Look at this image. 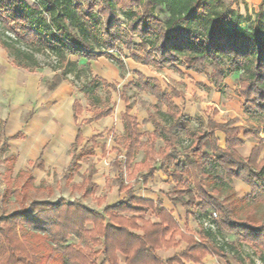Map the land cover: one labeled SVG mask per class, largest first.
Wrapping results in <instances>:
<instances>
[{
    "label": "trees",
    "instance_id": "trees-1",
    "mask_svg": "<svg viewBox=\"0 0 264 264\" xmlns=\"http://www.w3.org/2000/svg\"><path fill=\"white\" fill-rule=\"evenodd\" d=\"M235 2L0 0V47L18 68L35 71L49 67L54 71L50 79H41L48 90H54L67 81L72 73L77 79L83 75L85 79L79 91L94 110L93 118L83 121V124L111 114V106L98 95L97 89L99 86L116 89V86L94 76L90 69L78 68L68 57L76 55L87 61L103 57L124 75L127 70L123 60L111 55L112 52L120 54L123 50L128 51L134 62L157 70L182 65L187 70L204 74L210 65L212 69L207 76L215 86H220L227 76L240 74L238 96L249 105L250 112L264 117V10L261 3L259 11L251 19L248 14H240L238 8L232 9ZM120 15L125 16L126 29L120 26ZM38 55L52 58L53 64H43ZM134 85L157 99L150 115L155 130L152 134L142 133L137 119L129 114L130 108L126 107L122 113L125 131L119 140L124 145L125 160L124 163L116 162L118 169L121 170L124 164V169L130 171L129 179L146 170L147 174L142 177L145 182L153 176V165L158 163L159 170L170 175L176 183L174 202L191 208L198 198L197 214L207 216L208 211L215 212L218 216L212 220L215 227L239 237L238 245L205 238L196 242L190 238L189 248L180 257L199 263L208 253L221 258L230 255L239 264H245L242 252L243 246H247L260 264H264V218L260 221L252 219L254 208L264 205V157L259 160L264 146L258 136L259 129L244 132L245 137L260 141L250 156L244 158L236 151L244 144L239 140L241 127L216 124L210 118L206 125H199V129L192 131L190 117L182 113L174 102L181 96L176 89L167 93L157 79H146L141 74H137ZM126 89L122 88L119 98L128 104ZM73 112L75 119L82 113L77 101L73 104ZM216 131L224 135L225 149L218 146ZM143 137L147 139L145 160L132 167L133 155ZM157 138L163 141L164 147L156 152ZM81 141L78 131L74 147ZM14 161L12 157L9 184L5 183L7 197L19 194L13 189L16 184L11 172ZM200 166L203 178L219 183L217 168H220L228 178L248 185L251 193L242 201L234 199L235 205L219 200L201 186L197 176ZM73 169L78 171L80 166L76 163ZM94 172L92 167L89 168L85 183H90ZM186 176L189 178L185 180ZM191 179L197 196L191 190ZM116 183L121 192L128 189L123 187L122 177ZM27 184L32 187L34 180L29 177ZM93 193L92 190L85 191V195ZM133 205L151 209L161 222L152 224L140 217L120 215L142 212L134 209ZM243 207L250 209V216H239ZM139 221L141 226L137 224ZM87 224H92L93 228L88 230ZM17 226L23 229L20 236L24 240L23 246L15 245L17 236L13 229ZM172 228L174 233L180 234L164 209L156 207L155 203L138 200L130 193L126 200L107 206L102 212L65 202L32 201L11 215L0 216V241L5 243L0 247V264H97L99 254L103 255L99 264H120L118 254L126 257L125 264H164L156 252L169 247L172 237L168 242L165 239ZM139 231L142 234L138 235ZM70 238L77 243H68ZM97 246H102V250L94 251ZM174 260L177 259L167 263ZM251 264L256 263L251 261Z\"/></svg>",
    "mask_w": 264,
    "mask_h": 264
},
{
    "label": "crops",
    "instance_id": "crops-1",
    "mask_svg": "<svg viewBox=\"0 0 264 264\" xmlns=\"http://www.w3.org/2000/svg\"><path fill=\"white\" fill-rule=\"evenodd\" d=\"M260 1L261 0H253V4L260 3ZM5 52L6 51L0 47V135L7 139V141L19 142L20 144L17 145V147L20 148L21 157L24 160L26 159L30 169L24 170L23 168L22 170L18 171V175L28 173L29 177L34 180L35 184V179L32 176L33 171L35 169H44L45 162L43 158L47 143V135H53V143L55 144V148L59 149V157H63V154L67 149L66 144H68V146L72 148L73 153L79 152L80 156L78 157V159L80 162L78 161L76 163L80 166V169L78 171H75L76 173H79L82 169L81 161H84L86 159H96L95 161H91L90 164L87 165L86 169L84 170L85 175L81 181V184H83V186L89 185V188H85L83 195H85L86 190H92L94 192L92 195L85 196L90 197L91 199L93 198L97 208L87 209L102 212L105 207L114 206L118 202L126 200L128 198V194L130 193L132 197L138 200L142 199L148 202L155 203L156 207L164 209L169 214V216H171L173 222L176 225V229L180 232V234L174 233L175 231L173 228L169 230L170 232L165 239V241L168 242L172 237L169 247H163L156 252L157 257L162 260L164 264H168L167 262L173 259L177 260H174L170 264H239L230 255L228 257L221 258L210 253L206 254L202 258V261H200L199 263H194L192 260L182 259L180 255L184 254V252L189 248L190 238L194 239L196 242H198L200 238H205L206 240L215 241L218 243L229 242L238 245L237 243L239 237L234 233L219 230L215 227V224L213 223V219L211 217V214L215 212L208 211L206 214L207 216L201 215L199 213L197 214L195 212V208L200 203L198 198L196 200L197 202L195 203V205L191 208H188L181 203L174 202L173 199H175L174 191L176 183H174L170 175H166L164 172L159 170L158 163L153 165V176L148 178L145 182L143 181L142 177L147 174L146 170L138 172V174L133 179H129L128 176L130 174V171H126L124 169V164L122 165L123 167L121 170L118 169L116 162L124 163L125 150L124 145L121 143V141H119L122 137L118 138L117 141H113L112 146H110L111 141H109V137L113 135L112 116H114L112 107V111L109 116L97 121H92L88 124H83V121L91 120L93 118L94 110L88 105V103L86 110L75 97L72 98L71 101H68V94L64 92V90L67 88L63 86L64 82L66 81H63L54 90H48L41 82V79H50L55 73L49 78L35 77L33 76L32 71H27L24 69L20 70L21 68H18L11 62H9L7 54H5ZM102 58L103 57L99 58L98 60ZM82 60L86 61L83 58ZM137 74L143 75L146 79H157L156 77L151 76L146 77L141 72H135L136 79ZM105 81L108 82L107 80ZM39 85L42 91L44 92V100L39 103L38 107L35 106L34 108H32L30 101H36L37 95L35 94V91L36 87H39ZM109 85L117 86L115 83H109ZM128 87V85L122 87L127 88L125 91V95L128 90ZM165 89L167 90V88ZM169 89L170 91H167V93H170L172 90V88ZM150 96L155 99L153 95ZM48 99L51 101L50 104L46 103V100ZM119 100L122 101V106L119 107L120 109L117 115H119V120L123 124V129L124 122L122 118V113L125 111L126 107L130 108L129 114L137 119L138 129H140V124L137 116H135V114H132V108L130 105L129 98L128 104H126L120 98ZM75 101H77L82 107V113L78 116L77 119L74 118L73 112V104ZM156 104L157 99H155V103L151 105L147 113L148 116L146 120L147 123L151 124V129H147V131H142L140 129L142 133L146 132L152 134V132L155 130L152 122H150V115L152 112V106ZM176 106L178 107L177 104ZM180 109L181 108H179V110ZM162 111H165V108H163ZM78 131L81 133L82 141L78 146L74 147V142L76 140ZM217 133H215L214 135L218 141V146L221 149H225V137L222 133ZM146 141L147 139L145 137L140 139V144L137 146V149L133 155V161L131 163L132 167L135 164L141 163L145 160L144 144ZM158 142L161 144L159 145ZM155 143L156 152L160 148L164 147L163 141L159 138L155 140ZM263 156L264 155L262 154V157ZM12 157L15 158L13 166L14 169L15 163L17 161V156L12 154ZM35 157L36 159L33 160ZM72 157L74 158V154ZM110 157L112 159L113 164L115 163V171H109L110 169L105 168V166L98 161V159H109ZM91 167L94 169L95 173L92 174L91 181L87 184L84 182V179L88 177L87 175L89 174V168ZM168 169L171 170V168ZM218 169L219 168H217L219 183H216V181H214L213 179L210 180L208 178H203L201 176V166L197 170V176L199 178L201 186H203V188L209 194L214 195L219 200H225L231 204H234V199L242 201L244 197L248 196L251 193V189L248 185H246L242 181L240 182L235 179L227 178V176L225 175L230 187H232L233 183H236L238 185L237 187L242 190L243 195H241V197L237 196L234 192L235 190L228 187V185L226 184L227 180L225 181L221 178ZM105 171H107L106 173L110 174V177L112 175V177L114 178V180L116 179V181L118 178L122 177L123 187L127 186L128 189L121 192L120 188H118V185L115 181V186H112L111 189H109V192L106 196H97L96 191L98 187L102 190L106 185L105 182L102 184L96 182L94 176H99L100 174L102 175L105 173ZM74 178V175L71 174L67 178V181L69 183H72ZM188 178V176L184 177L185 180ZM190 182L191 190L193 194L197 196V193L193 186V180L191 179ZM228 190V195H223V193L225 191L227 192ZM99 200H101L102 202L99 203ZM132 207L136 210H141L142 212L139 214L124 212V214L120 215L122 217H140L145 221H150L152 224H159L161 222L160 218L153 214L151 209H148L141 205H133ZM249 210V208L243 207L239 212V216L241 218L250 216ZM243 212L246 213V216H243ZM137 224L138 226H141L140 221ZM86 228L88 230L92 229L93 225L87 224ZM164 228L166 229L167 226L165 225ZM137 234H142V232L139 231L137 232ZM118 258L120 264H125L126 257L122 256L121 254H118ZM245 264H247L246 260Z\"/></svg>",
    "mask_w": 264,
    "mask_h": 264
},
{
    "label": "rangeland",
    "instance_id": "rangeland-1",
    "mask_svg": "<svg viewBox=\"0 0 264 264\" xmlns=\"http://www.w3.org/2000/svg\"><path fill=\"white\" fill-rule=\"evenodd\" d=\"M253 3V0H236V2L232 5V9L238 8L240 14H248L252 19L255 13L259 11V5L261 3L264 10V0H261L260 3ZM120 19V26L123 29H126V25L124 23L125 16L120 15ZM134 41H136L135 38ZM5 54L7 53L5 52ZM128 54V51L124 50L121 51L120 54L118 52L111 53L112 56L123 60L127 70L124 76H122V74L120 75V70H118L110 60L102 58L93 62L87 60L84 61L76 55H70L68 57L69 60L77 64L78 68L85 70L90 69L93 75L105 79L109 83H115L117 85L116 89H106L102 86H99L97 89L98 95L113 108V135L109 137V141H111L110 146H112L113 141H117V139L122 137L124 133L123 124L119 120V115H117L120 109L119 107L122 106V101L119 100L118 95L123 86H129L126 95L130 100L132 114H135L138 118L140 129L142 131L151 129V124L147 123L146 118L148 116L147 113L149 108L153 103H155V99L148 93L140 91L137 86L134 85L136 80L135 72H141L146 77H156L160 81L159 83H161L163 89L167 88V91H170L169 88H172L181 93V96L175 99V102L178 107L181 108L182 112L190 117V127L192 131L199 129V125H205L208 119L211 118L216 124L228 123L231 127L242 128L239 140H242L244 144L239 147L240 149L236 148V151L238 149L237 153L242 157H249L252 149L260 143L257 138L245 137V131L256 130L258 128V136L262 140L264 146V117H259V115L250 112L248 110L249 105L244 102L242 97L238 96L240 88V82L238 80L241 77L240 74L227 76L224 78L220 86H215L207 76L212 69L210 68V65L207 66L206 73L204 74L187 70L182 65H176L174 68L166 67L163 70H156L152 66L145 67L134 63L129 58ZM7 58L8 61L14 65L12 58L8 54ZM37 58L45 65L53 64L52 58L49 59L43 55H38ZM32 72L33 76L40 78H49L55 73L49 67H43ZM84 79L83 75L77 79L75 74L72 73L68 75V79L64 82L63 86L67 88L64 92L68 94V101H71L72 98L75 97L87 110V102L83 98V94L79 91V87ZM35 94L37 95L36 101H30L32 108L35 106L38 107L39 103L44 100V92L42 91L40 85L39 87H36ZM46 103L50 104L51 101L48 99L46 100ZM217 132L220 131H216L215 133ZM182 138L183 140H186V137ZM160 144L161 143H159V145ZM17 145H20L19 142L7 141V139L0 135V216L11 215L18 209L27 207L32 201L51 203L65 202L67 204H73L86 208H97L93 198L91 199L90 197L83 195L85 188H89V185L83 186V184H81L82 178L85 175L84 170L91 161H95L96 159H86L81 161L82 169L79 173H76L73 169V164L79 161V152L73 153L72 148L66 144L67 149L64 152L63 157H59V149L55 148L53 135L49 134L47 135V143L43 158L45 167L43 170L35 169L33 171L32 176L35 179V184L31 187L27 184V180L29 178L28 173L22 174L19 177L17 176L19 170H22L23 168L24 170L30 169L26 159H22L21 150L17 147ZM12 154L17 156L15 167L11 171L12 178H16L14 179L16 184L14 182L15 185L13 189L19 192L17 197L15 195L7 197V189H5V183L9 184L8 175L10 172ZM73 154L74 158L72 157ZM262 154L264 155V148L260 152L261 158L259 157V160L264 157H262ZM35 159L36 157L33 160ZM98 161L102 163L105 168L110 169L109 171H115V163L113 164L111 157L109 159H98ZM218 170L221 178L226 181L228 177L226 178L224 171L220 168ZM106 172L107 171H105L102 175L100 174L99 176H94L96 182L101 184L105 182L106 185L102 190L98 187L96 191L97 196H106L109 189H111L112 186H115L116 179L114 180L112 175L110 177V174ZM71 174H73L75 178L72 183H69L67 178ZM87 176H89V174ZM228 183L229 182L227 180L226 184L230 187ZM237 186L238 185L236 183H233L230 188L234 189L236 195L241 197V195H243L242 190ZM228 193L229 190L227 192L225 191L223 195L227 196ZM22 201L23 204L21 203ZM252 214L253 220H263L264 205L256 206ZM243 216H246L245 212H243ZM13 230L17 236L15 245L19 244L23 246L24 240L23 238H20L23 233V229L17 226ZM67 242L73 244L77 243L74 238H70ZM4 244L1 242L0 247ZM61 248H63V246ZM100 250H102V246L94 247V251ZM1 252L2 250H0V253ZM242 255L247 264H251V261H254L256 264H260V261L253 255V251L250 247L243 246ZM102 259L103 255L99 254L96 257L97 264H99Z\"/></svg>",
    "mask_w": 264,
    "mask_h": 264
},
{
    "label": "built area",
    "instance_id": "built-area-1",
    "mask_svg": "<svg viewBox=\"0 0 264 264\" xmlns=\"http://www.w3.org/2000/svg\"><path fill=\"white\" fill-rule=\"evenodd\" d=\"M211 215H212V216H211L212 219H213V218H217V215H216L215 213H212Z\"/></svg>",
    "mask_w": 264,
    "mask_h": 264
}]
</instances>
